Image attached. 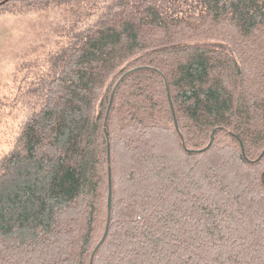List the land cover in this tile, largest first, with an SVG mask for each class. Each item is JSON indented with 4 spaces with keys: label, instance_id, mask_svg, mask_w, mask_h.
I'll list each match as a JSON object with an SVG mask.
<instances>
[{
    "label": "trees",
    "instance_id": "16d2710c",
    "mask_svg": "<svg viewBox=\"0 0 264 264\" xmlns=\"http://www.w3.org/2000/svg\"><path fill=\"white\" fill-rule=\"evenodd\" d=\"M45 86L0 264H88L106 225L92 264H264V0H120Z\"/></svg>",
    "mask_w": 264,
    "mask_h": 264
},
{
    "label": "rangeland",
    "instance_id": "374dc122",
    "mask_svg": "<svg viewBox=\"0 0 264 264\" xmlns=\"http://www.w3.org/2000/svg\"><path fill=\"white\" fill-rule=\"evenodd\" d=\"M119 1L0 0V171L22 124L41 104L48 77Z\"/></svg>",
    "mask_w": 264,
    "mask_h": 264
},
{
    "label": "water",
    "instance_id": "95a60500",
    "mask_svg": "<svg viewBox=\"0 0 264 264\" xmlns=\"http://www.w3.org/2000/svg\"><path fill=\"white\" fill-rule=\"evenodd\" d=\"M172 112H173V109H172ZM174 120H175V118H174ZM175 125H176V127H177L176 121H175ZM212 137H213V133H211V135H210V141L212 140ZM107 149L109 150L108 147H107ZM263 152H264V148H263V150L261 151L260 155H261ZM108 170H109V174H110V168H109V167H108ZM263 177H264V171H263V173H262V178H263ZM108 187H109V192H108L107 205H108V216H109V209H110V188H111V187H110V175H109V185H108ZM106 231H107V225H106V227H105V230H104V232H103L101 238L99 239V241L97 242V244L95 245V247L93 248V250H92V252H91V255H90V258H89V262H88V264H92V260H93L94 252H95V250L97 249V247L101 244V242L103 241V239H104V237H105V234H106Z\"/></svg>",
    "mask_w": 264,
    "mask_h": 264
},
{
    "label": "bare ground",
    "instance_id": "6f19581e",
    "mask_svg": "<svg viewBox=\"0 0 264 264\" xmlns=\"http://www.w3.org/2000/svg\"><path fill=\"white\" fill-rule=\"evenodd\" d=\"M106 114H107V112H106ZM111 189V188H110Z\"/></svg>",
    "mask_w": 264,
    "mask_h": 264
}]
</instances>
